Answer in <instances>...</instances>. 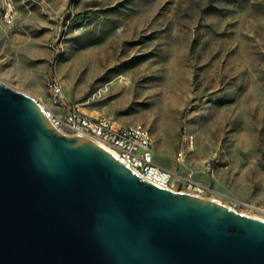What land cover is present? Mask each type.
<instances>
[{
    "label": "rangeland",
    "instance_id": "1",
    "mask_svg": "<svg viewBox=\"0 0 264 264\" xmlns=\"http://www.w3.org/2000/svg\"><path fill=\"white\" fill-rule=\"evenodd\" d=\"M0 82L142 126L175 192L264 220V0H0Z\"/></svg>",
    "mask_w": 264,
    "mask_h": 264
},
{
    "label": "water",
    "instance_id": "2",
    "mask_svg": "<svg viewBox=\"0 0 264 264\" xmlns=\"http://www.w3.org/2000/svg\"><path fill=\"white\" fill-rule=\"evenodd\" d=\"M0 264H264V222L147 182L0 82Z\"/></svg>",
    "mask_w": 264,
    "mask_h": 264
},
{
    "label": "built area",
    "instance_id": "3",
    "mask_svg": "<svg viewBox=\"0 0 264 264\" xmlns=\"http://www.w3.org/2000/svg\"><path fill=\"white\" fill-rule=\"evenodd\" d=\"M53 92L55 97L62 102L64 93L58 83L54 85ZM54 122L60 128V123H62L72 135L101 143L147 182L162 189L174 191L173 174L156 164L153 136L142 126H122L110 118H94L76 108L69 111L65 122L56 120ZM179 158H182V155ZM216 161V155L206 161L205 171L207 173L215 172Z\"/></svg>",
    "mask_w": 264,
    "mask_h": 264
},
{
    "label": "bare ground",
    "instance_id": "4",
    "mask_svg": "<svg viewBox=\"0 0 264 264\" xmlns=\"http://www.w3.org/2000/svg\"><path fill=\"white\" fill-rule=\"evenodd\" d=\"M42 107V106H41ZM47 112V111H46ZM59 130H60V128L59 127H57ZM61 131V130H60ZM90 140H92L93 142H95L96 144H98L99 146H101L102 148H104V149H106L107 151H109L110 153H112L113 155H115L113 152H111L110 150H108L106 147H104L101 143H99V142H97V141H95V140H93V139H90ZM219 204V203H218ZM232 210V209H231ZM232 211H234V210H232ZM235 212V211H234ZM237 213V212H236ZM245 216V215H244ZM247 217H250V216H247ZM250 218H253V217H250ZM253 219H256V220H259V221H262V222H264V220H261V219H259V218H253Z\"/></svg>",
    "mask_w": 264,
    "mask_h": 264
}]
</instances>
